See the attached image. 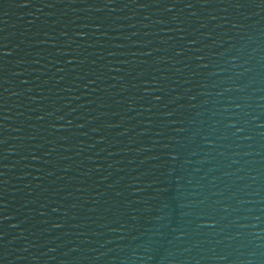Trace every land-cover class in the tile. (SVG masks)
Returning <instances> with one entry per match:
<instances>
[{"label":"water","instance_id":"water-1","mask_svg":"<svg viewBox=\"0 0 264 264\" xmlns=\"http://www.w3.org/2000/svg\"><path fill=\"white\" fill-rule=\"evenodd\" d=\"M0 264H264V0H0Z\"/></svg>","mask_w":264,"mask_h":264}]
</instances>
